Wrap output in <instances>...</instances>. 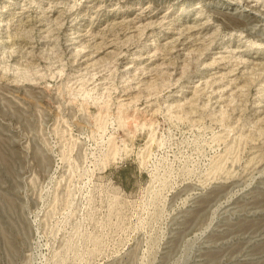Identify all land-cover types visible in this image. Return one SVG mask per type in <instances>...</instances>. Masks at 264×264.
I'll list each match as a JSON object with an SVG mask.
<instances>
[{"label":"rangeland","instance_id":"1","mask_svg":"<svg viewBox=\"0 0 264 264\" xmlns=\"http://www.w3.org/2000/svg\"><path fill=\"white\" fill-rule=\"evenodd\" d=\"M0 264H264V0H0Z\"/></svg>","mask_w":264,"mask_h":264},{"label":"bare ground","instance_id":"2","mask_svg":"<svg viewBox=\"0 0 264 264\" xmlns=\"http://www.w3.org/2000/svg\"><path fill=\"white\" fill-rule=\"evenodd\" d=\"M26 72V71H25ZM24 74V73H23ZM24 78V77H23ZM61 260H62V258H61Z\"/></svg>","mask_w":264,"mask_h":264}]
</instances>
